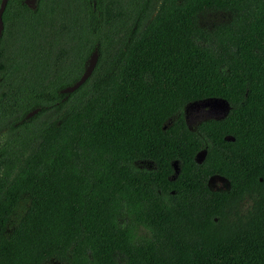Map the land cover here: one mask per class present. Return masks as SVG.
Listing matches in <instances>:
<instances>
[{
	"label": "trees",
	"instance_id": "16d2710c",
	"mask_svg": "<svg viewBox=\"0 0 264 264\" xmlns=\"http://www.w3.org/2000/svg\"><path fill=\"white\" fill-rule=\"evenodd\" d=\"M5 16L0 264H264V0H10ZM208 100L227 114L191 127Z\"/></svg>",
	"mask_w": 264,
	"mask_h": 264
},
{
	"label": "rangeland",
	"instance_id": "374dc122",
	"mask_svg": "<svg viewBox=\"0 0 264 264\" xmlns=\"http://www.w3.org/2000/svg\"><path fill=\"white\" fill-rule=\"evenodd\" d=\"M229 110L228 105L221 100H208L204 102L195 103L187 108V119L191 127L198 122L207 118H221L224 117ZM6 139V132L0 134V145ZM204 159V154L200 155L199 160ZM210 187L215 191L229 190V182L225 178L215 176L210 180Z\"/></svg>",
	"mask_w": 264,
	"mask_h": 264
},
{
	"label": "water",
	"instance_id": "95a60500",
	"mask_svg": "<svg viewBox=\"0 0 264 264\" xmlns=\"http://www.w3.org/2000/svg\"><path fill=\"white\" fill-rule=\"evenodd\" d=\"M8 4V0H3L1 7H0V37L2 35L3 29H4V22H3V14L6 10ZM98 63V55L95 54L93 55V57L91 58L90 61V65L87 68L85 74L82 76V78L79 80V82L77 84H75L73 87L66 89L65 92H72L76 89H78L83 83L86 82V80L91 76V74L93 73L96 65ZM38 111H35L34 113H37ZM34 113H32L31 115H33Z\"/></svg>",
	"mask_w": 264,
	"mask_h": 264
},
{
	"label": "flooded vegetation",
	"instance_id": "af4514ba",
	"mask_svg": "<svg viewBox=\"0 0 264 264\" xmlns=\"http://www.w3.org/2000/svg\"><path fill=\"white\" fill-rule=\"evenodd\" d=\"M18 1H20L22 4H24L30 10H35L36 7H37V4L39 2V0H17V2ZM2 2H3V0H0V7H1ZM9 2H10V0H8V4H9ZM8 4H7V7H8ZM7 7H6V9H7ZM5 12H6V10H5ZM5 12L3 14V22L6 19ZM35 16H36V14H34V13H29V14H24V15L13 14L11 16V18H13V19H15V18H17V19H20V18H32V17H35ZM4 28H5V23H4ZM3 31H4V29H3ZM2 34H3V32H2Z\"/></svg>",
	"mask_w": 264,
	"mask_h": 264
}]
</instances>
